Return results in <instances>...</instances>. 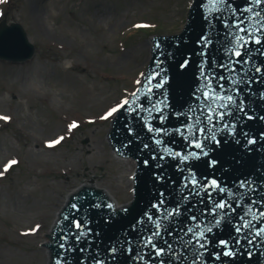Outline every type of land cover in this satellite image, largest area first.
Wrapping results in <instances>:
<instances>
[{
  "label": "rangeland",
  "instance_id": "1",
  "mask_svg": "<svg viewBox=\"0 0 264 264\" xmlns=\"http://www.w3.org/2000/svg\"><path fill=\"white\" fill-rule=\"evenodd\" d=\"M47 2L30 22L26 7ZM189 3L0 0V21L19 23L35 48L23 62L0 59V264H50L45 234L79 184L95 179L118 205L131 199L130 165L113 157L111 118L100 117L136 88L150 53L142 44L177 33Z\"/></svg>",
  "mask_w": 264,
  "mask_h": 264
},
{
  "label": "snow or ice",
  "instance_id": "2",
  "mask_svg": "<svg viewBox=\"0 0 264 264\" xmlns=\"http://www.w3.org/2000/svg\"><path fill=\"white\" fill-rule=\"evenodd\" d=\"M190 6L201 9L200 16L205 28L197 40L196 55L200 59L196 65L197 74L189 96L190 102H186L180 110L173 109L163 94L167 77L158 79L164 71L161 68L160 72L151 73L144 81L136 82L137 85H146L143 90L138 87L129 93L128 98L121 99L100 117H111L113 120L127 117L123 128L130 137L129 143L131 138L141 139L131 124V118L135 117L137 122L142 123V129L146 130L151 144L155 146L154 152L164 153L153 154L151 159L164 161L165 157H169L179 162L177 172L187 170V174L181 176L176 190L179 199L168 206L165 193H157L159 198L156 202H150V207L158 215L145 211L142 216L148 223L135 220L132 228L136 236L135 243L127 239L112 241L103 250L80 246L82 242L91 244L88 240L91 230L86 228L87 220L83 217L77 219L73 215L79 213L83 205L69 203V214L62 216L67 227L61 226L59 219L55 225L62 233L58 237L61 242L56 248L65 258L73 252L74 247L81 253H88V257L80 259L78 264H88L89 258L91 264H118L122 256L133 262L140 261L141 264H206L209 258L217 264H236V258H242L244 254L249 257L248 264H252L261 255L254 254L253 249L258 244L264 247V183L258 187L252 177L235 180L232 186L203 175L198 179L192 171V162L210 157L212 146H220L217 134L234 137L238 127L246 146L256 143L253 136L243 131L240 122L255 119L264 124V115L257 116L253 108L249 107L254 94L259 101L264 102V87L258 94L252 88L253 84L264 86V0H199L198 5L194 0ZM213 44L217 45L223 57L219 61L215 58L209 61L207 50ZM189 63L190 59H184L179 67L186 70ZM169 118L175 121L174 126H167ZM154 122H157L156 126H153ZM75 127L73 123L69 125V130ZM259 135L264 139V132ZM161 137L172 139L173 143V138L178 137L182 141L181 150H173ZM58 142L52 141L48 146ZM148 148L149 144L143 143V149ZM144 163L147 165L148 160ZM216 163L214 157L207 160L209 168H213ZM163 179V173L156 175L157 182ZM190 198L196 202L193 203ZM75 199L78 197H73ZM89 206L101 207L100 204ZM103 207L115 214L111 204ZM120 211L126 209L121 208ZM225 226L230 229V234L227 238H219L218 234ZM162 233L169 237L175 235L185 252H179L173 244L164 240ZM72 240L76 243L73 244ZM124 244L138 249L136 255L127 257L132 248L123 247ZM166 252L169 255H165ZM52 264H65V260L57 255ZM258 264H264V256Z\"/></svg>",
  "mask_w": 264,
  "mask_h": 264
},
{
  "label": "water",
  "instance_id": "3",
  "mask_svg": "<svg viewBox=\"0 0 264 264\" xmlns=\"http://www.w3.org/2000/svg\"><path fill=\"white\" fill-rule=\"evenodd\" d=\"M239 2V0H238ZM192 0L190 5H193ZM196 5L199 4V0H195ZM201 9L198 6H189L186 21L179 33L172 35H161L152 39V47L150 51V59L147 60L145 73L142 77V81L146 79L148 75L153 72H160V69H164L158 79L167 77L168 82L163 86V94L167 97L169 104L174 110H180L184 107L186 102L189 101V96L192 88L195 86V76L197 74L196 65L199 62V57L196 55L197 40L199 36L203 34L204 22L200 16ZM219 28V25H217ZM151 38V37H150ZM34 53V47L28 42L25 32L18 23H13L10 26L6 25L4 21L0 22V58L10 60L14 62L24 61L30 58ZM209 61L215 58L217 61L223 57L217 45L213 44L207 50ZM184 59H190V63L186 70L179 67V63ZM146 87L145 84L139 85L142 90ZM264 87L259 84H253L252 88L256 94L260 93L261 88ZM163 98V97H162ZM246 103H248L247 94H245ZM249 107H252L257 116L264 115V102L258 100L257 95H253ZM128 120L124 119L113 120V127L110 132V141L114 154L125 158H131L135 162V174L133 177V202L124 207L126 211L121 212L113 211L103 207V205L111 204L109 195L106 191L95 189V179L89 184L90 187H84L74 193L69 203L75 202L78 205H83L80 208L79 213L73 214L75 218L80 219L83 217L87 220V229H90L88 240L91 241L89 245L87 242H82L80 246L89 247L91 250L100 248L101 250L108 247L112 241H123L125 239L130 240L133 244L136 241V236L132 233V228L135 220L140 219L143 223H148L147 219L142 216V213L147 211L150 214L158 215L155 210L150 207V202H156L159 197L157 193L164 192L165 197L168 199L171 206L177 199L179 194L177 188L180 184L181 176L187 174V170L183 173L177 172L176 166L178 161H173L169 157H165L164 161L152 160L153 154L164 155L163 152L155 153V146L151 144L146 130L142 129V123L137 122L135 117L131 118V124L136 133L141 137L140 140L131 138L123 128V124ZM157 122L153 123L156 126ZM241 125L243 131L249 133L256 139L254 145L246 146L245 139L239 135L240 128H237V133L234 137H228L223 133L217 134L221 144L219 147L213 145V152L210 157H214L217 161L213 168L207 166V158H201L199 161L192 162V171L199 179L200 176L208 178H217L220 182L232 186L235 180H239L245 177H252L256 180L257 186L264 183V139L260 138L259 133L264 132V124L259 120H253L251 122L242 120ZM175 121L169 118L167 126H174ZM162 141L167 146L172 147L173 150H181L182 141L178 137H174L175 143L172 139L161 137ZM143 143H148L149 148L143 149ZM127 145V147H125ZM249 149H251L249 151ZM148 160V164L144 163ZM161 165L156 167V165ZM163 173L164 179L160 182L156 181V175ZM99 190V191H98ZM103 192V193H102ZM73 192H70L72 194ZM105 196H104V195ZM73 197L78 199L73 200ZM69 198V197H68ZM190 200L195 203L192 198ZM117 203V202H115ZM100 204V208L90 207L89 205ZM66 207L59 215L60 224L63 227H67V223L63 221L62 216L68 213ZM112 205V204H111ZM190 206V205H189ZM114 209V208H113ZM72 216H70V219ZM107 221V223H105ZM207 221H205L206 223ZM59 227H54L53 230L46 233V237L49 241V246L46 247L48 257L51 260L50 264L57 255L65 260V264H78L80 259L88 257V253H81L78 248H73V252L68 254L65 258L63 253L56 248V245L60 243ZM230 234V229L225 226L224 229L219 232V238H227ZM162 235H164L162 233ZM49 236V237H48ZM51 236V239H50ZM187 239V237H185ZM164 240L173 244L174 248L179 252H185V249L180 244V241L175 238V235L169 237L164 235ZM72 243L76 242L72 240ZM123 247L132 248L127 253V257L136 255L138 249L132 247L130 244H124ZM50 248V249H49ZM254 254L259 253L252 264H258L259 259L264 256V247L259 244L253 249ZM169 255V253H165ZM207 256V254H205ZM227 258H225L226 261ZM249 257L244 254L242 258H236V264H248ZM88 264H91L90 258ZM118 264H141L140 261L133 262L131 259L121 257ZM151 264V262H149ZM206 264H217L210 258Z\"/></svg>",
  "mask_w": 264,
  "mask_h": 264
},
{
  "label": "bare ground",
  "instance_id": "4",
  "mask_svg": "<svg viewBox=\"0 0 264 264\" xmlns=\"http://www.w3.org/2000/svg\"><path fill=\"white\" fill-rule=\"evenodd\" d=\"M40 3V2H39ZM50 3V2H49ZM23 6V5H22ZM38 7H33V5H32V3L30 4V6H27L26 8V15H27V17H28V20L30 21V22H33V23H36V22H41L42 20H43V17H42V15H38V14H36V13H40V10L41 9H43L44 7H47L48 6V2L47 3H45V4H42V6L41 5H37ZM32 9H33V11H32ZM103 16V14L102 13H100L99 14V16ZM124 15H125V13H123L122 15H120V16H118V18L117 19H114L115 21L111 24V28L112 27H115L117 24H119L120 22H121V19L124 17ZM110 16V15H109ZM151 42V41H150ZM150 42L148 43L147 42V44L146 43H143L142 45H143V47H146L147 46V49H148V47H150ZM22 86H24V84H22ZM35 88V87H34ZM33 88V89H34ZM107 141H108V139H107ZM112 150V149H111ZM111 153H112V155H113V157L116 159V161H118V162H120V163H122V164H124V165H130V167H128L127 169H129V172L127 173L128 175H127V178H128V184H129V186H130V184L132 183V179H131V173H132V171H133V167H134V162L132 163V165L130 164V160L129 159H126L125 157H119L117 154H114L112 151H111ZM89 182L87 181L86 183H85V185L86 186H88V187H90L89 186ZM84 186V185H83ZM81 186H80V184L77 186V187H75L72 191H70V192H76L79 188H80ZM95 189H99V190H103V191H106L104 188H102L101 186H99V185H97L96 183H95ZM69 192V193H70ZM107 192V191H106ZM108 193V192H107ZM108 195H109V197H110V199L112 200V201H114L113 200V198L111 197V195L108 193ZM68 196H69V194L66 196V198L63 200V202H62V205L63 204H65L66 203V200H67V198H68ZM63 207V206H62ZM62 207H60L58 210H57V212H55V214H54V220H53V222H52V224H55L56 222H57V220H58V218H57V214H58V212H60V210L62 209ZM57 219V220H56ZM54 225H51V227H50V230L49 231H51V230H53L54 229V227H53ZM48 242V239H47V237L46 238H44V240H43V245H44V253H45V255H46V262H48V254H47V251H46V247L45 246H47V243ZM48 264V263H47Z\"/></svg>",
  "mask_w": 264,
  "mask_h": 264
}]
</instances>
